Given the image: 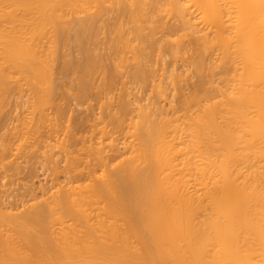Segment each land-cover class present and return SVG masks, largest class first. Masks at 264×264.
Wrapping results in <instances>:
<instances>
[{"label": "bare ground", "instance_id": "bare-ground-1", "mask_svg": "<svg viewBox=\"0 0 264 264\" xmlns=\"http://www.w3.org/2000/svg\"><path fill=\"white\" fill-rule=\"evenodd\" d=\"M104 27L109 32L107 43L111 56L105 52L100 54L101 47L98 54L96 48L86 46V43H98L97 36L100 37ZM72 31L77 43L69 42L78 45L85 55L76 69V75L79 74L76 85L72 82L76 86L74 96L82 99L102 88L107 102L104 100L106 104L101 102L104 104L101 105L99 101L101 108L117 96L116 104L109 102L110 108L104 115L108 122L103 124L106 119L102 120L101 115V126L97 121L89 129L97 130L93 132L99 133L96 134L98 141L95 133L90 134L95 140L84 136L97 143L95 149L92 146L95 142L82 140L84 146L91 145L93 153L87 146H83L90 151L87 154L84 148H79L86 155L83 162L89 166L85 158L93 154L101 172L98 174L96 170L98 175L95 174L93 167V176L90 174L92 159L91 166H86L88 170L83 168L85 176L88 173L93 181L90 177V182L85 179L87 183H80L79 175L77 183L70 174L73 176L74 168L78 169L83 162L82 157H74L71 152L74 163L79 158L82 164L78 165L77 161L76 167L71 165L68 179L65 163L62 172L67 179L62 182L57 176L58 181L53 182L52 188L50 185L44 191L41 188V200H37L36 194L31 202L23 199L14 209L1 198L0 264H264V0H0V101L7 98L9 80L17 88L20 77L22 82H28L26 89L31 90L27 96L34 104H29L38 107L31 108V113L28 111L31 116L25 115L29 120L23 116L26 120L20 128L23 142L43 133L42 127L49 128L45 123L51 122L52 114L48 117L49 112L45 113L44 101L56 96L52 66L57 59L59 40L66 44L68 39L64 37L68 33L71 37ZM160 40L169 47L170 50L166 49L174 63H179L178 57V60L187 57L186 65L190 66L187 72L199 78L192 91L186 87L185 93L186 73L182 75L178 65L172 62L173 68L169 67L167 72L169 69H162L160 63L162 73H158L160 70L148 63ZM61 43L60 52L64 56ZM158 52L160 55L161 51ZM69 56V59L73 57ZM64 59L62 63L72 69L73 65H69L73 60ZM122 63L130 79L144 84L150 82L149 97H142L146 103L141 102L137 90L132 91L133 86L126 85L127 75L126 79L120 76L118 68ZM156 69L159 75L155 77L150 70L156 73ZM14 74H19L16 84ZM118 80L122 86L119 85L120 92L116 93L113 90ZM24 87H19L20 92ZM94 87L97 88L93 90ZM20 94L17 96L21 97ZM1 105L0 102V108ZM40 105L44 111L39 109ZM54 115V119L59 117ZM19 117L18 122L22 119ZM68 118L71 119L69 115ZM76 122L84 125L85 119L82 116ZM54 124L50 125L51 129ZM75 126L77 129L78 125ZM64 132L69 138L71 133L67 129ZM129 132L133 139L126 141ZM16 133L15 138L20 135ZM40 135L34 140L43 139ZM120 136L126 137L121 141ZM15 138L12 137V143H16ZM47 139L40 141L41 145H48ZM59 139L57 144L61 142L58 143ZM63 143L57 148L61 146L62 152L59 151L64 154L70 147L64 151ZM72 143L76 146V142ZM23 144L21 141L20 147ZM121 144L130 153L128 156L122 157ZM4 147L0 145L2 150ZM29 156L32 155L29 153ZM64 156L73 163L67 153ZM4 160L0 162L2 168ZM19 160L15 161H22ZM10 162L13 167V160ZM59 169L55 168V177ZM33 192L28 193L33 195Z\"/></svg>", "mask_w": 264, "mask_h": 264}, {"label": "rangeland", "instance_id": "rangeland-1", "mask_svg": "<svg viewBox=\"0 0 264 264\" xmlns=\"http://www.w3.org/2000/svg\"><path fill=\"white\" fill-rule=\"evenodd\" d=\"M104 24V23H103ZM105 28L106 27H104V28H102L101 29V33L99 32V35H100V37L99 36H97V41L96 42H98V43H95V44H91V43H86V46H88V47H94V48H96L95 50L98 52V54L100 53V50H101V53L100 54H102L103 52H105V54H107L108 56H111V55H109V54H111V47L109 46V44L107 43L108 42V40H109V32H106V30H105ZM102 30H104V31H102ZM108 31V30H107ZM71 34L73 33V31L72 32H70ZM74 34V33H73ZM72 34V35H73ZM71 35V37H70V34L68 33V36L66 37H64V38H66V39H68V40H65L66 41V44H64L63 45V43H65L64 41H62L63 43H61V40L62 39H60L59 40V45H58V49L57 50H59V51H57L58 53H57V55H56V60L53 62V64H55V66L53 67L52 66V70L53 71H55V72H53L52 71V73H53V77H54V79H55V81H53L54 82V85L55 84H57V90H55V92H54V95H56V96H53V98H51V100H52V102H51V100H50V98L48 97L47 98V101L45 102L44 101V103H46L45 105H44V108H45V113H48V117H50L49 116V114H50V112H51V116L53 117H55V115L54 114H57V115H59V117H60V119H59V117L57 116L55 119H54V117L52 118V117H50L51 118V122H49L48 120H47V122L49 123H45V125H46V127H51L50 125L51 124H54V120H56V122H58V121H60V123L58 122L57 123V126L58 127H55L56 125V122H55V124L54 125H52L53 127V129L55 130H53V129H51L50 128V130H52V133H51V131L49 130V132H47L46 133V131H48V129L49 128H43L42 127V130H43V133H42V131H41V133L40 134H42V137H43V139L45 138V139H47V138H49V137H51V139L49 138V140L51 141H49L48 139V141H47V144L48 145H41V142L40 141H43V139H39L40 137H41V135L40 134H37V136L36 137H33L32 135H30L31 137H33L34 139H36L38 136H39V138H38V141L39 142H37L36 140H34L33 138V140H31V138L30 139H28V138H24L25 140H26V142H25V140H24V142H23V138L21 139L20 138V136L21 135H23V133H22V129H20V128H22L23 126H24V124H25V122H26V120L25 119H27V120H29V117L28 118H26L27 116H25V115H27L29 112H30V109L32 108V110L35 108V110H36V107H37V104L35 105V106H31L30 104H34L33 102V99L30 97V96H27L29 93V90L30 89H26V87L27 88H29L28 86H26L27 85V83L28 82H26V80L24 81L23 80V82H22V77H24V76H22L21 78L22 79H20V77H18V79H17V76H19V74L17 75V74H14V76L13 77H16L15 79H14V83L16 82L15 80L17 79V81L18 80H20V82H22V83H20L19 82V84H16V87L19 85V87H21V85H22V87L23 86H25L24 88H21V92H20V90H19V87H17V88H14L15 87V85L13 86V83H10V81L11 82H13V80H9V84H11V87H10V89H9V91H7L8 92V95L10 96V98H9V96L7 95V98H5L4 100H3V102H2V100L0 101L1 103H2V105H1V108H0V116H1V118H0V145L2 144V148L4 147V146H7V148L6 147H4V149L2 150V148H0V152L2 153H4V152H6V153H2V155L0 156V162H1V159L3 158V160L6 158V161L4 160L3 162H2V165H3V167L4 168H2V166L0 165V168L1 169H3V170H1L0 169V187L2 188V191H1V189H0V195H1V197H0V200H1V198H2V200H4L5 201V203L8 205V206H11L12 205V207L14 208V207H17L18 206V204L20 205L21 204V200H25V201H27L28 203L29 202H31L32 200H31V198L32 197H34V196H36V194H37V196H38V198H37V200H41V198H42V196L41 195H39V194H41V188H42V190L44 191L45 189H48V188H50L51 186H53V182H56V181H62V182H64L66 179H67V177L66 176H68V179H69V174H68V172H69V170L71 171V165H73L74 164V166L76 167L77 166V161L79 162L78 163V165H80V164H82L80 161H79V158H77V159H75V163H74V158H73V160H72V158H71V156H70V153L71 152H74V154L73 153H71V154H73L74 155V157H76V156H78V157H82L81 158V161L83 162V160H84V157H86V155L85 154H87V152L88 151H86V150H88V148H92L91 147V145H87V143H89V142H95V141H98V134L99 133H95V132H93V131H97L96 129L95 130H89V129H91V127L93 126V124L94 123H97V121H98V123H100L99 124V126H101V124L103 123H105L108 119H106V117H107V115L106 116H104L105 114H106V111H108L109 110V108H110V103L112 102L114 105L116 104L115 102V100H116V98H117V96H115V95H117L116 93H118V91H119V89H117L118 87H120L119 85H121L122 86V84H121V81L126 77V75H127V81H128V84H126V85H129V87L130 86H133V87H131V89H132V91L134 90H137V91H135L136 93H137V95H139L140 96V98H141V102L142 103H146L147 102V100L145 99V98H148L149 97V95H150V93H151V86H150V82H149V84H148V82H146L145 84H144V82L143 81H141V82H143V83H139V81H135V79H133L134 80V83H133V80H132V78L130 79V77L128 76L129 74H126V73H128L127 72V69H126V67H125V69H124V66H123V64L125 63H122V64H120V65H122V66H120L121 67V69H120V67L118 68V71H120V76L122 75V78L123 79H121L120 78V76H119V78H118V76H117V78L118 79H121V81H117L118 82V84H116L117 85V87L115 86V88H114V92H116V93H112V95L113 96H115L116 98L114 99V101H112L113 100V98L112 99H109V102H108V104L107 105H105V106H103L104 108H101L100 107V104L101 105H104V104H102L101 102H107V99H105V98H103L104 97V92L102 91V88H93V90L94 89H96V90H94L93 91V93L92 92H90V94L88 93V95L86 96V97H84V98H82V99H79V98H77L76 96H74V95H76V91H75V89H76V83H77V77H78V75L79 74H77L76 75V69H77V67L79 66V63H82L84 60H85V55H84V53H83V51L78 47V45H73L74 43H75V41H76V37L75 38H73L72 39V36ZM103 36V37H102ZM105 37V38H104ZM70 39V40H69ZM71 39H72V41H71ZM100 39H101V41H100ZM64 40V39H63ZM74 40V41H73ZM105 40V41H104ZM72 43V42H74L73 44H71L70 42ZM100 41V42H99ZM159 42V41H158ZM158 42L156 43L157 44V46H159V48H157V46L155 45V48H154V50H152V54H151V56L152 55H154V56H150V58H151V60H150V58H149V61H151V62H149L148 61V63L150 64V65H152V67L154 66L155 68H158L159 70H154V71H156V73L155 72H152L151 70H150V74L152 75V76H154V74H155V77L156 76H158L159 74L158 73H162V71H161V66H162V69L164 68V70L165 69H169V67H170V69H172L173 67H171V64H172V62H173V64L172 65H174V66H179L178 68H180V71H181V73H182V75H183V73H186L185 75H184V77H185V79H184V81L185 80H187V81H185V83H184V81H183V83L185 84V87H184V91H185V93L187 92V90H188V88L190 89L189 91H192L193 89H194V86H195V84L199 81L198 79V76L196 75V74H191L190 73V75H189V72H187V71H190V70H188L189 68H190V66H187L186 64H187V62L186 61H188V60H185V59H187V57H186V53H185V59L184 58H180L181 60H178V58H176V57H174V58H176V61H179V63H174L175 61H173L174 59H173V56H172V58H171V53H169V51L168 50H170L169 49V47L167 48L165 45H167V44H165V43H163L162 42V40H160V44L162 45V44H164V45H160V44H158ZM60 43L62 44V46L63 47H61L63 50H65V51H63L66 55H64L63 56V54H61V52H60ZM77 43V42H76ZM75 43V44H76ZM101 43V44H100ZM108 44V46L109 47H107V45H105V44ZM90 44H91V46H90ZM98 44V45H97ZM100 44V45H99ZM68 45V46H67ZM92 45H95V46H92ZM67 46V47H66ZM97 46H98V48H97ZM162 47V49L160 50V48ZM165 46V47H164ZM77 47V48H76ZM99 47H101V49L99 50ZM164 47V48H163ZM66 48V49H65ZM105 48V49H104ZM168 50H167V49ZM74 49V50H73ZM77 49V50H76ZM79 49V50H78ZM108 51H107V50ZM109 49H110V51H109ZM156 49H159V50H157L156 51ZM72 50V51H71ZM80 50H81V52H80ZM104 50V51H103ZM154 51H156V52H154ZM158 51H161V54L160 55H158L160 52H158ZM167 51V52H166ZM69 52V53H68ZM77 52V53H76ZM80 52V53H79ZM79 54V55H78ZM104 54V53H103ZM104 54V55H105ZM188 54V53H187ZM63 57H62V56ZM70 55L72 58V60L73 61H71V65H69V66H71L72 67V65H73V67H72V69L68 66V68H70V69H67V66L66 65H64L62 62H64V61H66L64 58L66 57L67 59H69L68 58V56ZM82 55V57L80 58V56ZM106 55V56H107ZM157 55V56H156ZM58 56V57H57ZM59 56H61L62 57V59H60L61 57H59ZM69 56V57H70ZM187 56H189V54L187 55ZM154 57V58H153ZM160 58V59H158V58ZM164 57V58H163ZM83 58V59H82ZM64 59V61H62ZM71 59H69V60H71ZM77 61V62H75V63H77V64H75L74 63V61L75 60ZM189 59V58H188ZM60 61H61V63H60ZM152 61H154V63L152 64ZM155 61H157L159 64L157 65L156 63L157 62H155ZM184 61V62H183ZM163 62V63H162ZM186 62V63H185ZM160 63H161V66H160ZM170 63V64H169ZM185 63V64H184ZM163 64V65H162ZM182 64H183V66H182ZM62 66V67H60V66ZM149 65V66H150ZM157 65V66H156ZM189 65V64H188ZM163 66H165V67H163ZM186 66H187V68H186ZM64 67L66 68V70H63L64 69ZM152 67H150V69H153ZM167 67V68H166ZM122 68H123V70H122ZM128 68V67H127ZM63 71H62V70ZM75 69V70H74ZM170 69L167 71V72H169L170 71ZM69 70H70V72H69ZM73 70H74V72H73ZM78 70V69H77ZM125 70V71H124ZM163 70V71H164ZM186 70V71H185ZM157 71H159L158 73H157ZM179 71V70H178ZM185 71V72H184ZM67 72V73H66ZM72 72V74H70ZM126 72V73H125ZM166 72V71H165ZM61 73V74H60ZM64 73V74H63ZM74 73V74H73ZM78 73V72H77ZM121 73H123V74H121ZM188 73V74H187ZM71 75V78L73 79V81H72V79L69 77L70 75ZM158 74V75H157ZM165 74V73H164ZM166 74H168V73H166ZM165 74V75H166ZM16 75V76H15ZM63 75V76H62ZM65 75V76H64ZM124 75V76H123ZM187 75H189V76H187ZM191 75H192V77H191ZM21 76V75H20ZM57 76V77H56ZM76 76V77H75ZM151 76V77H152ZM65 77V78H64ZM74 77V78H73ZM149 78V81H151V79L153 78ZM183 77V78H184ZM187 77V78H186ZM190 77H191V79H190ZM70 78V79H69ZM125 78V79H126ZM189 78V79H188ZM194 78H195V80H194ZM13 79V78H12ZM77 79V80H76ZM62 80V81H61ZM75 80V81H74ZM60 81V82H59ZM70 81H71V83H70ZM193 81V82H192ZM25 82V83H24ZM56 82V83H55ZM66 83V84H64V83ZM75 84H73V83ZM76 82V83H75ZM120 82V83H119ZM125 82H126V80H125ZM130 82H132V83H130ZM187 82V83H186ZM23 83H24V85H23ZM61 83L62 84H64V85H62L61 86ZM21 84V85H20ZM26 84V85H25ZM30 84V83H29ZM70 84V85H69ZM73 84V85H72ZM138 84V85H137ZM189 86H188V85ZM190 84H191V86H190ZM137 85V86H136ZM187 85V86H186ZM12 86H13V88L15 89V91H14V89L12 88ZM69 86H70V88H69ZM184 86V85H183ZM73 87H75V88H73ZM137 87V88H136ZM186 87H188V88H186ZM141 88V89H140ZM17 89V90H16ZM25 89H26V91H25ZM71 89V90H70ZM185 89H187V90H185ZM19 90V93L18 94H20V93H22L23 94V96H21V94L19 95V96H21V97H18L17 95H15L16 93H17V91ZM60 90V91H59ZM101 90V91H100ZM57 91V92H56ZM59 91V92H58ZM92 91V90H91ZM14 92H16V93H14ZM24 92V93H23ZM30 92H31V90H30ZM62 92V93H61ZM73 92L75 93V94H73ZM120 92V91H119ZM27 93V94H26ZM102 93V94H101ZM7 94V93H6ZM6 94H3V96L5 97L6 96ZM58 94V95H57ZM66 94V95H65ZM98 94V95H97ZM149 94V95H148ZM53 95V94H52ZM73 97H75V99L73 100L72 98V96ZM103 95V96H102ZM148 95V96H147ZM2 96V95H1ZM59 96V97H58ZM70 96V97H69ZM91 98H90V97ZM99 98H98V97ZM101 96V97H100ZM145 97V98H143V100H142V97ZM28 97H30L31 99H29ZM56 97L58 98V99H56ZM92 97H94V98H92ZM1 98H3V97H1ZM54 98L56 99V104L54 103L55 102V100H54ZM70 98V99H69ZM101 98V99H100ZM14 99V100H13ZM20 99V100H19ZM23 99V100H22ZM85 99H86V101H85ZM145 99V100H144ZM10 100V101H9ZM17 100V101H16ZM25 100V101H24ZM26 100H30L31 102H29V101H27L26 102ZM53 100H54V102H53ZM57 100L59 101V102H57ZM62 100H63V103H62ZM103 100V101H102ZM105 100V101H104ZM21 101V102H20ZM99 101H100V104H98L99 103ZM23 102V103H22ZM51 102V103H50ZM61 102V103H60ZM64 102H65V104H64ZM81 102H82V104H81ZM86 102V103H85ZM88 102H89V104H88ZM106 102H105V104H106ZM30 103V104H29ZM62 104L61 106L64 108H61V106L60 105H58V104ZM26 104V105H25ZM56 105V107H55V105ZM67 104V105H66ZM72 104V105H71ZM112 104V105H113ZM4 105V106H3ZM29 105V106H28ZM42 105V104H41ZM40 105V108L39 109H43V108H41L42 106ZM47 105V106H46ZM53 105H54V107H53ZM64 105H66V106H64ZM69 105V106H68ZM39 106V105H38ZM109 106V107H108ZM2 107H3V110H2ZM34 107V108H33ZM66 107V108H65ZM38 108V107H37ZM46 108H47V110H46ZM86 108H87V110H86ZM101 108V109H100ZM29 109V110H28ZM50 111H49V110ZM60 109H61V111H60ZM63 109V110H62ZM71 109V110H70ZM84 109H85V111L88 113L87 115H86V112L84 111ZM103 109V110H102ZM56 110V111H55ZM65 110H66V112H65ZM104 112V114H103V112ZM1 111H2V113H1ZM29 111V112H28ZM43 111H44V109H43ZM47 111V112H46ZM92 111H94V112H92ZM38 112H39V110H38ZM71 112V113H70ZM90 112V113H89ZM98 112H99V114H98ZM5 113V114H4ZM15 113V114H14ZM18 113V114H17ZM31 113V112H30ZM30 113H29V115H30ZM61 113V114H60ZM92 113V114H91ZM133 113H134V111H133ZM135 113H136V111H135ZM134 113V114H135ZM9 114V115H8ZM71 114V115H70ZM90 114V115H89ZM17 115V116H16ZM19 115H20V117H19ZM68 115L70 116V118L71 119H69L68 118ZM80 117H79V116ZM103 117H102V116ZM12 116V117H11ZM15 116V117H14ZM23 116H25L24 118H23ZM31 116V115H30ZM82 116L84 117V119H85V124L87 123V125H80L79 123H77L76 121L78 120L79 122H80V119L82 118ZM22 118V119H19V122H21V121H23L21 124L22 125H20L19 124V122L17 121L18 119L17 118ZM74 117V118H73ZM90 117V118H89ZM103 119H102V118ZM6 120H5V119ZM8 118V119H7ZM76 118H78V119H76ZM95 118V119H94ZM98 118H100V119H98ZM15 119V120H14ZM52 119H54L53 121H52ZM59 119V120H58ZM93 119L95 120V122H93ZM104 120V119H106V120H104V122L102 121V120ZM3 120V121H2ZM13 120V121H12ZM63 120V121H62ZM70 120V121H69ZM75 120V121H74ZM11 121V122H10ZM18 122V125H16L17 123L16 122ZM25 121V122H24ZM68 121H69V123H68ZM100 121V122H99ZM101 121H102V123H101ZM4 122V123H3ZM9 122V123H8ZM108 122V121H107ZM106 122V123H107ZM7 123V124H6ZM12 123L14 124V123H16V124H14V126L12 125ZM51 123V124H50ZM62 123V124H61ZM75 123H77V124H75ZM9 124H11L10 125V127H9ZM62 125V128H59L60 126ZM67 124V125H66ZM16 125V126H15ZM19 125L21 126V127H19ZM49 125V126H48ZM75 125H78L77 127V129L76 128H74V127H76ZM80 125V126H79ZM89 125V126H88ZM8 126V127H7ZM66 126V127H65ZM69 126H71L70 128H73V130H70L69 129ZM82 126V127H81ZM84 126V127H83ZM89 127V128H87V127ZM98 126V127H99ZM110 126V125H109ZM17 128V130L15 129V128ZM18 127H19V129L21 130H19L18 129ZM68 127V128H67ZM80 127V128H79ZM87 129H86V128ZM13 128V129H12ZM56 128H59V129H56ZM85 128V129H84ZM5 129V130H4ZM9 129V130H8ZM65 129V130H64ZM66 129H67V131H68V133L70 134L71 133V135L72 136H75V135H73L74 133L76 134V137L77 138H75V137H71V135H70V137L68 138V136H67V138L65 137L66 136ZM69 129V130H68ZM78 129H80V131H78L77 132V130ZM92 129H94V128H92ZM7 130L9 131V132H11V134H13L12 136H11V134H8L9 132H7ZM12 130V131H11ZM13 130H14V132L16 133V131L20 134V135H18V133H16L15 135H18L17 136V138H19V140L20 141H18V139L17 138H15L14 137V132H13ZM16 130V131H15ZM45 130V131H44ZM62 132H61V131ZM88 130V131H87ZM20 131V132H19ZM56 132L55 133V135H54V132ZM58 131V132H57ZM65 131V132H64ZM69 131H72V132H69ZM92 131V132H91ZM13 132V133H12ZM60 132V134H58L57 135V133H59ZM63 132L64 133H66V134H63ZM4 133V134H3ZM22 133V134H21ZM46 133V134H45ZM91 133H95L94 135H96L95 136V138H97L96 140H95V138H94V136H92V135H90ZM62 134V135H61ZM4 136V137H2V136ZM51 135V136H50ZM52 135H54V136H52ZM56 135L58 136V139H59V141H58V143L60 142V143H63L65 140V144L63 143V149L64 148H66L67 150H68V148L67 147H70L69 148V150H71L70 152H65L64 154H66L67 153V155H69V157H70V160H71V162H73L72 164L70 163V161L68 160V159H66L67 158V156L65 157L64 156V154L63 153H60V147L59 148H57L59 145H60V143L59 144H57V140L58 139H56L55 140V138H56ZM87 137H86V136ZM129 135V137H127V139H125L124 137H126V136H128ZM29 136V137H30ZM60 136V137H59ZM88 138L89 136H91V138L92 139H94V140H92L91 138H89L88 140L85 138ZM123 136V135H122ZM126 136H124V137H121V141L123 140L122 138H124L126 141H128L129 139H133V137L131 138V135H130V132H129V134H127ZM6 137V138H5ZM12 137L13 138H15L14 139V141L13 142H16V143H12L11 141L13 140L12 139ZM22 137V136H21ZM53 137H54V139H53ZM85 138V139H81V138ZM62 138L64 139L65 138V140H62ZM73 138V139H72ZM72 139V141H69V140H71ZM75 139V140H74ZM76 139H77V141H78V143H77V141H76ZM10 140V141H9ZM32 143L33 142V144H31V143H29V141ZM69 142H68V141ZM74 140V141H73ZM81 140V141H80ZM85 141V142H87L86 143V145L84 146V142L83 141ZM87 140V141H86ZM106 139H104V141H105ZM3 141H6V143L5 142H3ZM21 141H22V144L24 143H26V147L27 148H25V145L23 144V147H20L21 146ZM55 141H56V143H55ZM9 142V143H8ZM28 142V143H27ZM35 142V143H34ZM49 142V143H48ZM53 142H54V144H53ZM70 142H71V144H70ZM72 142H76V146H74V144L75 143H72ZM92 142V143H93ZM105 142H108V140L107 141H105ZM7 143H8V145H7ZM10 143H12L13 145H12V147H11V144ZM36 143H38V144H36ZM50 143H52V144H50ZM84 143V144H83ZM9 144H10V146H9ZM19 144V145H18ZM57 144V145H56ZM70 144V145H69ZM73 144V145H72ZM79 144H80V146H79ZM94 145H92L93 146V148L95 149V144H96V146H97V143L95 142V143H93ZM15 145V146H14ZM18 145V146H17ZM28 145V146H27ZM29 145H31V146H33V147H29ZM49 145H51L50 147H52V145H54V150H52L53 149V147L52 148H50L49 147ZM72 145V146H71ZM9 146V147H8ZM36 146H37V148H36ZM41 146H43V147H41ZM56 146V147H55ZM65 146V147H64ZM78 146V147H77ZM88 147V148H84V147ZM11 147V148H10ZM45 147H46V149H49V152H46V151H48V150H46L45 149ZM47 147H49V148H47ZM74 147V148H73ZM76 147V148H75ZM6 148V149H5ZM10 148V149H9ZM13 148H14V150H13ZM18 148V149H17ZM20 148H21V150H20ZM22 148H24V149H22ZM32 148H33V151L31 152V150H32ZM79 148H84L83 150H85L84 151V153L82 152L83 150L82 149H79ZM91 149L90 151H94V149ZM16 149V150H15ZM30 149V150H29ZM36 149V150H35ZM41 149V150H40ZM45 149V151H43ZM66 149H64V151H66ZM74 149V150H73ZM76 149V150H75ZM78 149H79V151H81L82 152V154H83V156H82V154H81V152H79L78 151ZM8 150H10V151H8ZM12 150V151H11ZM17 150H18V156H17V154H16V152H17ZM24 150V151H23ZM27 152H29L30 153V155H32L31 156V158H30V156H29V153H27ZM55 150H58L57 151V153H58V157H57V155H55V153H56V151ZM37 151H39V152H37ZM41 151V152H40ZM53 152L52 154L55 156H51V152ZM89 151V152H90ZM93 151H92V153H93ZM120 151H123L122 152V157L125 155V156H128V154H130V153H128L127 151V148H125L124 149V145H122L121 144V149H120ZM37 152V153H36ZM61 152H62V149H61ZM77 152V153H76ZM78 152L81 154V156H80V154H78ZM88 152V153H89ZM0 153V154H1ZM50 155H49V154ZM56 153V154H57ZM69 153V154H68ZM12 154V155H11ZM25 154H26V159H27V161H26V159H25ZM27 154H28V156H27ZM34 154V155H33ZM37 154V156L35 157V155ZM44 155V157H43V155ZM46 154H47V156H46ZM62 154V155H61ZM124 154V155H123ZM7 155V156H6ZM15 155L17 156L16 158H15ZM49 155V156H48ZM89 155H90V157H89ZM92 155V156H91ZM124 156V157H125ZM7 157H8V159H7ZM10 157V158H9ZM19 157L21 158L20 160H22L21 162H19L18 163V161H15V160H19ZM35 157V158H34ZM37 157H39V159H38V161L36 160L37 159ZM52 157V158H51ZM55 159H54V158ZM60 157H61V159H60ZM12 158V159H11ZM33 158H34V160H33ZM45 158H46V160H45ZM91 158V159H90ZM121 158V156L118 158V159H120ZM9 159H10V161L11 160H13V167H12V165L10 164L11 162L9 161ZM51 159V160H50ZM56 159H59L58 161L56 160ZM63 159H65L64 161H63ZM86 159V161H88L89 163H90V165L89 166H91V162H90V160L92 161V159H94V155L93 154H88V157L87 158H85ZM19 160V161H20ZM28 160H29V162H28ZM33 160V161H32ZM54 160V162H55V164H54V162H52ZM26 161V162H25ZM35 161H36V163H35ZM48 161V162H47ZM59 161H61L60 163H59ZM64 163H63V162ZM5 162H6V165H5ZM15 162L17 163V164H15ZM33 163V167H32V163ZM51 162V163H50ZM68 162V163H67ZM93 162V165L91 166V171H90V174L92 175V173H93V169L95 170V174H100V172H101V166H100V164H98V165H95V159H94V161H92ZM9 163V164H8ZM28 163V164H27ZM56 163H57V166L55 167V165H56ZM65 163H66V166H67V168H69V169H67L66 167L64 168V166H65ZM1 164V163H0ZM30 164H31V167H30ZM36 164H37V167H36ZM85 164V161L83 162V164H82V166L80 165V167H78V169L76 168H74V178H73V176L71 175L72 174V172H71V174H70V176H71V178L72 179H76V182L77 183H79V181H80V183H83V182H85V179L87 180H89V182H90V177H91V180H92V176L91 175H89L88 173H87V175L89 176H85V174H86V170H88L87 169V167L86 166H88V163L86 162V164ZM9 165L12 167V169L11 168H9ZM27 165V166H26ZM64 165V166H63ZM26 166V167H25ZM35 166V167H34ZM54 166V167H53ZM69 166V167H68ZM89 166H88V168H89ZM18 167H19V170H18ZM23 168V169H21V172H20V168ZM59 167L61 168V169H59ZM83 167H85V169L86 170H84V168ZM93 167H95V168H93ZM5 168L6 169H8V171L7 170H5ZM13 168H16L15 170L13 169ZM33 168V169H32ZM55 168H56V170H57V168L59 169L58 170V175L56 174V177H55ZM63 168H64V172L67 174L66 176H65V174L62 172L63 171ZM79 168H82V170H83V173H84V175H83V173L81 174V171H80V169ZM93 168V169H92ZM65 169H66V171H65ZM72 169H73V166H72ZM4 170H5V172H4ZM10 170H11V173H10ZM14 170V171H13ZM24 170H26V171H24ZM28 170V171H27ZM54 170V171H53ZM76 170H78L77 172H79V174L78 173H76ZM96 170H97V173H96ZM2 171V172H1ZM34 171V172H33ZM19 172V173H18ZM92 172V173H91ZM5 173V174H4ZM14 173V174H13ZM76 173V174H75ZM97 174V175H98ZM4 175V176H3ZM28 175V176H27ZM79 175H81V177L79 176ZM57 176H58V178H57ZM83 176L85 177V178H83ZM10 177V178H9ZM66 177V178H65ZM80 177V180L78 179ZM87 177V178H86ZM4 178V179H3ZM56 178L58 179V180H56ZM63 179H65L64 181H63ZM79 181H78V180ZM81 179H82V181H81ZM84 179V180H83ZM71 180V179H70ZM95 180H98L97 178H95ZM94 180V181H95ZM67 181H69V180H67ZM74 182H75V180H73ZM93 181V180H92ZM75 182V183H76ZM88 182V181H87ZM87 182H85V183H87ZM4 184V185H3ZM84 184V183H83ZM3 185V186H2ZM42 185V186H41ZM49 185H50V187H49ZM32 186H33V188H32ZM43 187H44V189H43ZM27 188H28V190H27ZM52 188V187H51ZM34 190V192H33V195L31 196L28 192L30 191L31 193H32V191ZM25 191V192H24ZM28 191V192H27ZM4 193V194H3ZM35 193V194H34ZM9 194V195H8ZM12 194V195H11ZM24 194H26V196L28 195V199H30L29 201H28V199H25L26 198V196L24 195ZM3 195H4V197H3ZM16 195V196H15ZM6 196H8L7 198H6ZM23 196V197H22ZM24 196H25V198H24ZM39 196H40V198H39ZM22 197V199H20ZM14 198V199H13ZM8 200V202L6 201V200ZM12 202H13V204H12ZM14 202H15V204H14ZM18 202V203H17ZM17 203V204H16ZM15 209V208H14ZM20 209H21V207H20Z\"/></svg>", "mask_w": 264, "mask_h": 264}]
</instances>
